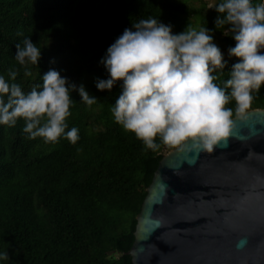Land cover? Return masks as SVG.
Segmentation results:
<instances>
[{"label":"trees","instance_id":"1","mask_svg":"<svg viewBox=\"0 0 264 264\" xmlns=\"http://www.w3.org/2000/svg\"><path fill=\"white\" fill-rule=\"evenodd\" d=\"M198 1L0 0V76L27 93L55 69L97 98L89 108L78 91L70 93L74 102L65 131L78 129L76 144L63 135L58 143L29 139L23 118L15 126L0 124V253L9 256L0 264H132L127 252L136 215L159 160L172 148L145 149L134 133L114 121L111 108L122 81L111 90H98L96 79L109 78L100 61L140 19L157 18L172 25L173 34L189 24L206 27L228 61L214 81L222 87L239 60L228 56L236 41L224 34L228 25L215 26L220 16L215 5L221 0L213 7ZM25 37L41 49L38 64L27 65L31 76L15 59L16 44ZM9 69L18 70L15 81ZM253 96L249 109L264 108V84ZM225 107L234 110L235 101Z\"/></svg>","mask_w":264,"mask_h":264},{"label":"clouds","instance_id":"2","mask_svg":"<svg viewBox=\"0 0 264 264\" xmlns=\"http://www.w3.org/2000/svg\"><path fill=\"white\" fill-rule=\"evenodd\" d=\"M215 9L220 14L216 28L228 25L224 34H231L236 41L228 56L239 58L222 87L214 81L223 75L228 61L206 27L197 29L189 24L173 34L172 25L157 18L140 19L133 24L135 30L126 28L101 59L109 78H97L96 87L111 90L122 81L112 116L125 131L134 133L145 149L157 151L163 144L181 151L214 152L222 138L229 136L233 114L245 118L253 92H259L264 84V53L260 51L264 49V3L221 0ZM17 35L23 36V32ZM16 49V61L24 66V75L31 76L27 65L38 64L41 49L29 37L17 43ZM18 74V70L9 69L11 81ZM42 81V86L25 93L19 84L0 76V124L15 126L23 118V131L29 139L40 137L45 143H58L63 135L76 144L78 129L65 131L74 102L70 93L78 91L89 108L97 98L90 96L83 84L69 83L55 69L44 73ZM231 101H235L234 110L225 107ZM245 242L239 241L237 248ZM0 259H9L7 252L0 253Z\"/></svg>","mask_w":264,"mask_h":264},{"label":"water","instance_id":"3","mask_svg":"<svg viewBox=\"0 0 264 264\" xmlns=\"http://www.w3.org/2000/svg\"><path fill=\"white\" fill-rule=\"evenodd\" d=\"M232 120L214 152L162 155L136 215L132 264H264V108Z\"/></svg>","mask_w":264,"mask_h":264},{"label":"rangeland","instance_id":"4","mask_svg":"<svg viewBox=\"0 0 264 264\" xmlns=\"http://www.w3.org/2000/svg\"><path fill=\"white\" fill-rule=\"evenodd\" d=\"M209 4V6H211L215 0H206ZM190 3H193V4H198L199 1L198 0H189Z\"/></svg>","mask_w":264,"mask_h":264}]
</instances>
